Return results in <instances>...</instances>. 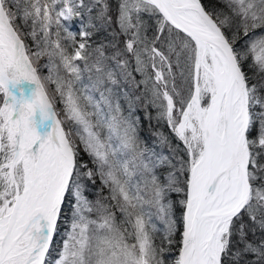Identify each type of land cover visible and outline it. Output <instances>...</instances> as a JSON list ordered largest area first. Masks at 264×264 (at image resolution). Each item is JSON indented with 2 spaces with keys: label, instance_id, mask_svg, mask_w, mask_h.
<instances>
[{
  "label": "snow or ice",
  "instance_id": "6c2138e0",
  "mask_svg": "<svg viewBox=\"0 0 264 264\" xmlns=\"http://www.w3.org/2000/svg\"><path fill=\"white\" fill-rule=\"evenodd\" d=\"M0 264H264V0H0Z\"/></svg>",
  "mask_w": 264,
  "mask_h": 264
}]
</instances>
